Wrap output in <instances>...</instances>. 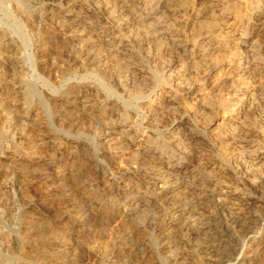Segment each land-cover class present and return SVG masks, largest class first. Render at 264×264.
<instances>
[{
    "label": "rangeland",
    "instance_id": "obj_1",
    "mask_svg": "<svg viewBox=\"0 0 264 264\" xmlns=\"http://www.w3.org/2000/svg\"><path fill=\"white\" fill-rule=\"evenodd\" d=\"M99 1L0 6V264H220L215 247L264 264V166L256 175L246 161L264 154V0H169L166 10L164 0H131L159 13L152 25L163 34L124 27L127 51L104 44L97 54L88 36H66V23ZM126 125L138 145L110 150L105 138ZM160 161L193 171L204 188L259 200L246 207L251 231L236 237L234 218L203 200L168 246L165 214L136 194L151 190L147 173Z\"/></svg>",
    "mask_w": 264,
    "mask_h": 264
},
{
    "label": "bare ground",
    "instance_id": "obj_2",
    "mask_svg": "<svg viewBox=\"0 0 264 264\" xmlns=\"http://www.w3.org/2000/svg\"><path fill=\"white\" fill-rule=\"evenodd\" d=\"M72 1V0H71ZM133 1V0H132ZM132 1H125V0H100L97 4L92 5V8L86 10L84 14L78 17L76 21L66 23V36H70L73 38H77L81 41H85V36L88 38L85 43L86 47L94 50L97 52V54L100 52V49L104 44L106 45H112L115 46L118 50H126L128 43L127 41H122L119 39L118 34L124 27L131 28L130 30H133L135 28H139L141 23L142 27L148 28L146 31L148 33H159L160 35L163 34L161 28H159V24L155 25L153 28L152 24H155L154 21L157 19L156 16L157 13L153 12H140L133 4ZM211 1V0H210ZM7 0H0V6L5 4ZM21 2V1H20ZM24 2V1H23ZM69 2V1H68ZM165 5L161 7V10H166L169 0H164ZM72 3V2H71ZM145 3V2H144ZM156 3V2H154ZM149 4V3H148ZM72 5V4H71ZM139 5H141L139 3ZM153 5V4H151ZM4 6V5H3ZM25 7L26 5H22ZM138 6V5H137ZM73 8L76 6L73 5ZM71 7V8H72ZM154 6H152L153 8ZM208 7V6H207ZM143 8V7H142ZM150 8V7H149ZM151 8V9H152ZM150 10V9H149ZM169 10V9H168ZM167 10V11H168ZM24 11V10H23ZM72 11V10H71ZM151 11V10H150ZM176 11V10H175ZM212 12V11H211ZM83 13V12H82ZM161 13V12H160ZM177 13V12H176ZM179 14V13H177ZM211 14V13H210ZM217 14V13H216ZM161 15V14H160ZM163 15V14H162ZM161 15V16H162ZM181 15V14H180ZM77 16V15H76ZM176 16V15H175ZM197 17V16H196ZM95 20H102L105 21L107 24L111 26V29L109 28V31H106L105 33H101L94 29V21ZM199 18V17H198ZM219 18V17H218ZM186 20V18H185ZM198 20V19H197ZM224 20H226L224 18ZM144 21V22H143ZM164 21V20H162ZM183 21V20H182ZM181 21V22H182ZM187 21V20H186ZM217 21V19H216ZM167 22V21H166ZM185 22V21H184ZM182 22V23H184ZM196 22V21H195ZM179 23V22H178ZM220 25L221 30L230 31L232 29L231 23L229 20L221 22ZM64 24V23H63ZM162 24V23H161ZM180 24V23H179ZM189 24V23H188ZM63 26V25H62ZM189 26V25H188ZM94 27V28H93ZM166 28V27H165ZM143 29V28H140ZM128 30V29H127ZM144 30V29H143ZM219 30V29H217ZM235 30V29H234ZM136 31V29H135ZM225 31V32H226ZM82 32H85L86 35L82 34ZM130 32V31H129ZM128 32V33H129ZM133 32V31H132ZM130 32V33H132ZM137 32V31H136ZM134 32V33H136ZM208 32V31H207ZM223 32V33H225ZM231 33V32H230ZM137 34V33H136ZM208 34V33H207ZM206 34V35H207ZM19 35V34H18ZM131 35V34H128ZM150 35V34H149ZM153 35V34H152ZM213 35V33H212ZM236 35V34H235ZM121 38V35H119ZM127 36V35H126ZM217 37V36H216ZM225 37V36H224ZM127 38V37H126ZM125 38V39H126ZM130 38V37H129ZM156 38V37H155ZM221 38V37H219ZM134 39V37L132 38ZM207 39V38H206ZM209 39V38H208ZM22 40V39H21ZM135 40V39H134ZM164 40V39H163ZM133 41V40H132ZM222 43V42H221ZM4 44V43H3ZM216 44V43H215ZM5 46V45H4ZM190 46V45H189ZM111 47V46H110ZM239 47V46H238ZM216 51L221 50L220 46L216 45L214 46ZM89 49V50H90ZM130 49V48H129ZM179 49V48H178ZM182 49V48H181ZM188 49V48H187ZM228 49V48H227ZM230 50V48H229ZM236 50V49H235ZM102 51V50H101ZM127 51V50H126ZM181 51V50H180ZM199 51V50H198ZM232 51V50H231ZM184 52V51H183ZM225 52V51H224ZM251 52V51H250ZM101 53V52H100ZM217 53V52H216ZM236 53V52H235ZM42 54V53H41ZM193 54V53H192ZM197 54V53H196ZM200 56V53H198ZM220 54V53H219ZM184 55V54H183ZM226 55V54H225ZM0 56H1V45H0ZM84 56V55H83ZM73 57V56H72ZM92 57V56H91ZM97 57V56H96ZM101 57V56H98ZM186 57V56H185ZM187 57L191 58L190 55H187ZM206 57V56H205ZM95 58V57H94ZM188 58V59H189ZM202 61V57H199ZM103 59V58H102ZM106 60V59H104ZM96 61V60H95ZM234 61V60H230ZM236 61V60H235ZM1 62V61H0ZM94 62V61H93ZM184 62V61H183ZM221 62V60H220ZM228 62V61H226ZM202 63V62H201ZM200 63V64H201ZM206 63V62H205ZM217 63V62H216ZM96 64V63H95ZM103 64V63H102ZM101 64V65H102ZM107 64V63H106ZM214 64V63H213ZM97 65V64H96ZM219 65V64H218ZM236 65V64H235ZM240 65V64H239ZM204 66V65H203ZM215 66V65H214ZM238 66V65H237ZM95 67V66H94ZM180 72V71H179ZM185 72V71H184ZM224 72V71H223ZM233 73V72H232ZM178 74V73H177ZM231 74V73H230ZM182 75V74H181ZM221 75L218 74V76ZM218 80V79H216ZM230 82V81H229ZM219 83V82H218ZM217 83V84H218ZM223 83V82H222ZM217 84H215L217 86ZM197 85V84H196ZM213 85V86H215ZM215 86V87H216ZM244 86V85H243ZM179 87V86H178ZM214 87V88H215ZM219 87V86H218ZM91 88V87H90ZM196 88V87H195ZM213 88V87H212ZM213 88V89H214ZM83 89V88H82ZM89 89V88H88ZM15 90V89H14ZM79 90V89H78ZM12 91V89H11ZM211 91V90H210ZM10 92V91H9ZM18 92V91H17ZM16 94V93H15ZM14 94V95H15ZM22 94V93H21ZM86 94H88L86 92ZM201 94V92H200ZM107 95V94H106ZM246 95V94H245ZM28 96V95H27ZM37 96V95H36ZM81 96V95H80ZM79 96V97H80ZM83 96V95H82ZM93 96V95H92ZM198 96V95H197ZM21 98V97H20ZM75 98V97H74ZM77 99V98H76ZM21 101V100H20ZM201 101V100H200ZM27 102V101H26ZM32 102V101H31ZM94 102V101H92ZM169 102H171L169 100ZM27 105V104H26ZM76 105V104H75ZM69 106V105H68ZM249 106V105H247ZM71 107V106H70ZM94 107V106H93ZM244 107V106H243ZM21 108V107H20ZM84 108V107H83ZM92 109V108H91ZM96 109V108H95ZM68 111V110H67ZM74 111V110H73ZM98 111V110H97ZM24 114V113H23ZM98 114V113H97ZM22 116V115H21ZM235 117V116H234ZM24 119V118H23ZM237 119V118H235ZM24 126V125H23ZM110 128V127H109ZM108 129V128H107ZM105 133H107L105 131ZM109 133V132H108ZM115 137H112V136ZM135 136V134H134ZM133 136V127L130 125H126L121 128H115L110 131V134L107 135L105 139L106 143L109 144L110 150L112 149H118L122 148L124 145H138L137 139ZM144 142V141H143ZM174 142V141H173ZM140 144V143H139ZM247 144L250 145L252 142L247 141ZM192 145V144H191ZM147 145H144V148ZM149 146V145H148ZM136 149V148H135ZM251 149V148H250ZM260 150V149H259ZM137 151V150H136ZM141 152V150H140ZM263 152V151H262ZM121 153V152H120ZM110 154V153H109ZM156 155V154H155ZM160 155V154H159ZM116 156V155H115ZM153 157V156H152ZM151 157V158H152ZM164 157V156H163ZM158 158V157H157ZM165 158V157H164ZM162 159V158H161ZM247 164L248 168L253 173H258L259 169H262V166H264V154L259 151H252L248 154L247 158ZM163 160V159H162ZM167 160V159H166ZM157 161V160H156ZM170 161V160H169ZM168 161V163H169ZM161 166L157 170H152L148 172V179L146 180V184L148 186H151V190H140L137 191V197L143 201V205H146L147 208H155V210H159L158 212L165 214L163 217L167 219L168 223H164V225L159 226V230L161 233L162 239L166 242V244L170 247H172V244L174 243L175 237H176V228H179V224L181 222V219H183L188 211L192 209V206L196 203H203V200H209L213 202L220 210L223 212L229 213V216H232L234 219H232V222L234 224H237L241 230H239V233L237 232L235 235L236 237L241 236L244 233H248L251 231V222L255 219L253 215H250L248 212H246V207L248 206H255L258 204L259 200L257 199H243L241 198L238 193L236 192H218L215 189L210 187H203V185L200 183L199 179H197V176H194V172L191 170H184L179 166L176 165H165V162H161ZM177 163V162H176ZM179 163V162H178ZM233 163V162H232ZM150 166V165H149ZM130 167V166H129ZM18 169V168H17ZM132 169V168H131ZM191 169V168H190ZM134 171V170H133ZM141 171V170H140ZM124 172V171H123ZM122 172V173H123ZM142 173L145 172V170L141 171ZM197 172V171H196ZM19 173V172H18ZM119 173V172H118ZM133 173V172H132ZM137 173V172H136ZM128 174V172H125V175ZM130 174V173H129ZM145 172V175H147ZM15 175V174H14ZM198 175V174H197ZM257 175V174H256ZM124 177V176H123ZM147 177V176H146ZM202 176L198 177L201 178ZM258 177V176H257ZM181 181L182 183H186L183 190H181V187L179 183ZM216 181V180H215ZM251 186L257 189V187L260 186V181H252ZM146 185V186H147ZM206 185V184H205ZM123 186V184H122ZM147 186V187H148ZM120 188V187H119ZM122 188V187H121ZM129 189V187H128ZM131 189V188H130ZM134 189V188H133ZM126 190V189H124ZM123 190V191H124ZM133 191V190H132ZM125 192V191H124ZM127 192V191H126ZM125 192V193H126ZM198 193V195L194 198V194ZM122 194V193H121ZM127 194V193H126ZM125 194V195H126ZM196 195V194H195ZM133 196V195H131ZM136 196V195H135ZM136 197V198H137ZM190 197L192 199H190ZM127 198V196H126ZM134 200V199H133ZM195 200V201H193ZM75 202V201H74ZM142 203V202H141ZM142 205V204H141ZM142 205V206H143ZM264 205V204H262ZM261 205V206H262ZM257 206V205H256ZM44 207V206H43ZM145 207V206H144ZM201 208V207H200ZM217 208V209H218ZM260 208V207H259ZM147 210V209H146ZM262 210V209H261ZM143 211V210H142ZM151 212V211H148ZM191 212V211H190ZM120 214V213H118ZM122 214V213H121ZM159 214V213H158ZM191 215V214H190ZM117 216V215H116ZM119 216V215H118ZM126 216V215H125ZM145 216V215H144ZM73 217V216H72ZM162 217V216H161ZM120 218V217H119ZM192 218V217H190ZM67 219V218H66ZM185 219V218H184ZM57 220V219H56ZM207 220V219H206ZM183 221V220H182ZM225 221V220H224ZM65 222V221H64ZM162 222V221H161ZM61 223V222H60ZM63 223V222H62ZM66 223V222H65ZM167 224V225H166ZM232 225V224H231ZM182 226V224H181ZM210 227V226H209ZM214 227V226H213ZM214 229V228H213ZM225 229V228H224ZM211 230V229H208ZM62 231V230H61ZM204 231V230H203ZM207 231V230H206ZM213 231V230H212ZM180 232V231H178ZM210 232V231H208ZM57 233V232H56ZM205 233V232H204ZM213 233V232H212ZM27 234V233H26ZM52 234V233H51ZM54 235V234H52ZM64 235V234H63ZM219 235V234H218ZM55 236V235H54ZM211 236V235H210ZM224 235L221 234L220 237L222 239ZM64 237H66L64 235ZM215 237V236H214ZM57 238V237H56ZM70 238V236H69ZM67 239V238H66ZM233 239V238H232ZM65 240V239H64ZM234 240V239H233ZM69 241V240H68ZM64 242V241H63ZM213 243L214 240L210 239V243ZM48 243V242H47ZM57 244V243H56ZM62 244V243H61ZM67 244V243H66ZM221 244V243H220ZM163 245V244H162ZM54 248V247H53ZM56 249V248H55ZM212 253L214 260L219 261L220 264H239L238 262L229 261L225 257V253H223V250L220 247L212 248ZM58 251V249H56ZM211 250V249H210ZM45 252V251H44ZM62 252V251H60ZM49 255V254H48ZM47 255V258H48ZM56 255V254H55ZM73 255V254H72ZM228 255V254H227ZM44 256V255H42ZM57 256V255H56ZM67 256V255H66ZM109 256V255H108ZM212 257V258H213ZM66 259V258H65ZM69 259V258H68ZM109 259V258H108ZM47 260V259H46ZM175 260V259H174ZM52 261V259H51ZM64 261V260H63ZM72 260H70L71 262ZM177 261V259H176ZM56 263V261H55ZM63 263V262H62ZM180 263V262H179ZM59 264V263H58Z\"/></svg>",
    "mask_w": 264,
    "mask_h": 264
}]
</instances>
